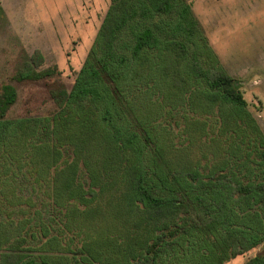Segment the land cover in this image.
I'll use <instances>...</instances> for the list:
<instances>
[{"label": "trees", "instance_id": "obj_1", "mask_svg": "<svg viewBox=\"0 0 264 264\" xmlns=\"http://www.w3.org/2000/svg\"><path fill=\"white\" fill-rule=\"evenodd\" d=\"M42 61L15 80L45 78ZM50 93L52 114L8 118L17 93L1 87L0 264H224L264 243V134L187 0H110ZM173 117L209 139L206 163L168 158ZM103 196L120 240L95 227Z\"/></svg>", "mask_w": 264, "mask_h": 264}, {"label": "rangeland", "instance_id": "obj_2", "mask_svg": "<svg viewBox=\"0 0 264 264\" xmlns=\"http://www.w3.org/2000/svg\"><path fill=\"white\" fill-rule=\"evenodd\" d=\"M187 1L220 65L238 84L248 112L264 134V0ZM109 4L110 0H0V93L5 84L14 86L17 93L6 117L50 115L57 110L50 92L59 86L72 85ZM34 51L43 57L39 69L50 70V74L36 81L17 82L16 73ZM176 120L173 117L169 126L168 158L203 165L207 159L200 153L205 148L200 143L207 144L209 139L201 136L190 144ZM182 149L187 155H183ZM205 154L211 157L207 148ZM99 201L101 205L107 204L100 208L105 210V217H99L95 227L106 229L105 233L111 232L120 240V233L125 231L121 230L120 219L106 214L111 204L105 196ZM116 202L117 199L112 204ZM262 252L264 243L224 264H244Z\"/></svg>", "mask_w": 264, "mask_h": 264}]
</instances>
